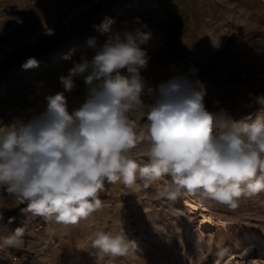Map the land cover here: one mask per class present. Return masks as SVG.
<instances>
[{
    "label": "rangeland",
    "instance_id": "374dc122",
    "mask_svg": "<svg viewBox=\"0 0 264 264\" xmlns=\"http://www.w3.org/2000/svg\"><path fill=\"white\" fill-rule=\"evenodd\" d=\"M107 18L115 21L113 33L151 32L140 45L149 57L141 70L143 107L128 113L138 132H147L158 85L175 76L200 81L210 113L240 121L264 107L258 103L264 97V0H0V127L40 116L47 97L58 92L64 93L70 113L86 101L89 86L83 77H74L71 92L60 77L83 59L91 60L106 43L108 34L95 26ZM91 39L95 46L89 45ZM29 58L37 66L25 69ZM148 147L141 142L129 155L145 164ZM170 179L148 188L139 179L132 187L105 182L99 193L102 209L75 225L32 215L26 202L0 186V264H228L236 246L241 250L250 243L254 259L264 261V191L241 197L236 209L190 195L213 213L205 229L199 213H188L184 193L175 201L158 196L160 185ZM8 217L14 222L5 224ZM17 227L25 229L23 246H3V238ZM97 231L123 235L136 248L123 257L100 253L91 244Z\"/></svg>",
    "mask_w": 264,
    "mask_h": 264
},
{
    "label": "clouds",
    "instance_id": "9594fccd",
    "mask_svg": "<svg viewBox=\"0 0 264 264\" xmlns=\"http://www.w3.org/2000/svg\"><path fill=\"white\" fill-rule=\"evenodd\" d=\"M114 23L107 18L95 26L108 34L106 43L91 60L83 59L60 77L66 92L75 87L74 77H83L89 86L78 109L70 113L64 93L58 92L47 97L40 116L0 127V186L26 202L32 215L63 225H75L102 209L99 193L105 182L132 187L139 179L148 188L170 176L160 185L159 197L175 201L182 193L198 194L231 209L241 197L264 191V107L254 119L240 121L210 113L200 81L175 76L158 85L147 112V132H138L128 113L143 107L141 70L149 57L140 45L151 39V32L113 33ZM88 43L95 46L94 39ZM35 66L34 58L22 65ZM258 103L264 106V97ZM145 141L148 162L141 164L129 153ZM24 235L25 229L17 227L2 245L21 248ZM91 244L112 257L136 248L125 236L104 231L95 232Z\"/></svg>",
    "mask_w": 264,
    "mask_h": 264
},
{
    "label": "bare ground",
    "instance_id": "6f19581e",
    "mask_svg": "<svg viewBox=\"0 0 264 264\" xmlns=\"http://www.w3.org/2000/svg\"><path fill=\"white\" fill-rule=\"evenodd\" d=\"M7 30L3 32L4 35H6L7 33L11 31L10 29H7ZM260 111L261 109H258L254 113V115L243 116L242 119L249 117V116L253 118V116H255ZM20 114L24 115L25 112L21 111ZM183 202H184L186 209L188 210V213L190 215L199 213L200 216L203 218L200 225L204 226L203 228L205 229H209V227L211 226V223L214 221L213 213L211 212V210L206 205H204L201 201L194 199L187 193H184L183 195ZM215 221L216 223L224 224L223 220L217 219ZM255 249L256 248L254 247L253 243L246 245L241 250L238 249V247L236 246L235 251L232 252L230 255L232 259L231 261H229L228 264H234V262H237V264H264V261L262 259H259V260L254 259Z\"/></svg>",
    "mask_w": 264,
    "mask_h": 264
},
{
    "label": "built area",
    "instance_id": "2783aa9c",
    "mask_svg": "<svg viewBox=\"0 0 264 264\" xmlns=\"http://www.w3.org/2000/svg\"><path fill=\"white\" fill-rule=\"evenodd\" d=\"M9 218H14V217H8V218H6V220H5V224H11V223L14 222L15 219H13V221H12L11 223H9V222H8V221H9ZM0 253H1V252H0ZM17 260H18L17 257H13V261H14V262H16Z\"/></svg>",
    "mask_w": 264,
    "mask_h": 264
}]
</instances>
